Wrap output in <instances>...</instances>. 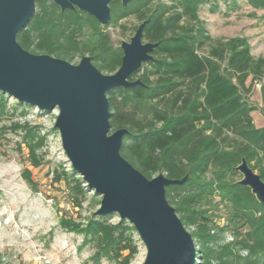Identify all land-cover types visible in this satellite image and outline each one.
Listing matches in <instances>:
<instances>
[{
    "label": "trees",
    "instance_id": "trees-1",
    "mask_svg": "<svg viewBox=\"0 0 264 264\" xmlns=\"http://www.w3.org/2000/svg\"><path fill=\"white\" fill-rule=\"evenodd\" d=\"M206 1L132 0L123 5L114 0L111 20L103 26L79 9L62 11L51 0H36L17 40L30 52L70 62L89 55L103 73L111 74L121 65L122 49L106 29L131 15L140 23L147 20L145 39L159 44L155 60L144 64L140 76H130L143 84L107 92L112 131L128 129L121 153L148 178L164 173L181 179L189 174L186 182L168 185L166 197L185 227L192 228L197 264H264V205L234 178L245 158L264 180V125L255 124L256 107L246 98L247 81L260 82L264 114V55L254 56L244 36L212 38L199 16ZM247 1L264 9V0ZM206 45L209 50L200 53ZM7 108L2 92L0 119ZM11 126L24 131L27 159L39 166L37 151L45 137L27 123ZM24 176L34 185L29 171ZM66 179L72 202L81 206L87 185L75 173L70 177L74 185ZM221 208L228 212L223 225L216 215ZM61 225L82 232L84 240L94 244L96 260L130 264L138 250L128 234L135 227L127 220L112 224L93 213L84 226L66 216ZM226 232L232 240L222 242Z\"/></svg>",
    "mask_w": 264,
    "mask_h": 264
},
{
    "label": "water",
    "instance_id": "water-1",
    "mask_svg": "<svg viewBox=\"0 0 264 264\" xmlns=\"http://www.w3.org/2000/svg\"><path fill=\"white\" fill-rule=\"evenodd\" d=\"M62 11L81 10L106 25L114 0H51ZM126 5L132 0H120ZM36 0H0V92L18 101L50 111L58 108L55 128L73 170L96 194L102 196L95 215L117 213L128 220L146 246L143 264H197V247L175 207L166 197V187L189 178L159 173L145 176L121 153L127 128L112 131L107 92L113 88L143 84L130 76L155 60L159 42L145 39L147 20L130 40H122L121 65L103 73L84 55L77 63L50 54L26 50L17 34L35 11ZM242 173L238 184L251 189L264 205V180L245 158L235 168Z\"/></svg>",
    "mask_w": 264,
    "mask_h": 264
},
{
    "label": "rangeland",
    "instance_id": "rangeland-1",
    "mask_svg": "<svg viewBox=\"0 0 264 264\" xmlns=\"http://www.w3.org/2000/svg\"><path fill=\"white\" fill-rule=\"evenodd\" d=\"M199 16L212 38L244 36L254 56L264 55V9L254 8L247 0H207L200 5ZM139 23L138 18L131 15L106 30L115 45L120 46L122 40H130ZM208 50L206 45L200 53ZM144 70L142 67L137 76ZM247 84H250V91L246 98L256 107L252 112L254 122L263 126L262 84H252L251 79ZM5 96L8 113L0 119V264H118L107 258L94 259V244L86 242L82 232L69 231L61 225L64 216L86 225L99 208L102 196L86 188L82 205L76 206L72 202L66 176L70 179L75 172L63 149L60 132L54 126L58 108L45 111L23 102L20 104L7 93ZM16 122L35 127L45 137L44 145L37 151L42 160L39 166L32 165L27 159L24 131L14 130L11 126ZM26 170L34 185L25 178ZM57 176L61 180L56 181ZM76 176L81 177L80 174ZM234 178L240 180L242 173L238 171ZM70 182L74 185L73 180ZM216 215L219 224L227 222L228 212L224 208ZM105 216L112 224L121 220L117 213ZM128 224L133 226L129 221ZM187 229L191 231L192 228ZM128 234L138 248L130 264H143L146 246L136 229H131ZM223 238L222 242H229L232 234L226 232Z\"/></svg>",
    "mask_w": 264,
    "mask_h": 264
},
{
    "label": "built area",
    "instance_id": "built-area-1",
    "mask_svg": "<svg viewBox=\"0 0 264 264\" xmlns=\"http://www.w3.org/2000/svg\"><path fill=\"white\" fill-rule=\"evenodd\" d=\"M255 83H257V85L260 86V84H259L260 82H257V81H256Z\"/></svg>",
    "mask_w": 264,
    "mask_h": 264
}]
</instances>
